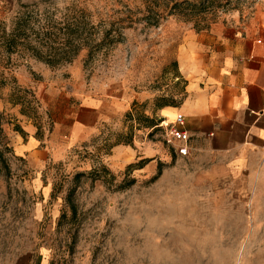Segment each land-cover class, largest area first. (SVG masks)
<instances>
[{
	"label": "rangeland",
	"instance_id": "374dc122",
	"mask_svg": "<svg viewBox=\"0 0 264 264\" xmlns=\"http://www.w3.org/2000/svg\"><path fill=\"white\" fill-rule=\"evenodd\" d=\"M160 3L0 0L8 29L24 12L35 31L82 24L73 42L90 48L54 67L0 48V264H264V191L232 199L196 182L165 145L162 110L184 99V35L249 24L264 0L192 21ZM108 30L115 43L96 50ZM89 98L103 106L97 130L71 146L67 127Z\"/></svg>",
	"mask_w": 264,
	"mask_h": 264
},
{
	"label": "crops",
	"instance_id": "0c3cea01",
	"mask_svg": "<svg viewBox=\"0 0 264 264\" xmlns=\"http://www.w3.org/2000/svg\"><path fill=\"white\" fill-rule=\"evenodd\" d=\"M175 62L184 99L162 110L168 123L177 113L185 119L190 153L178 158L188 162L196 182L224 197L263 192L264 11L246 25L188 31ZM102 107L89 98L74 110L77 117L66 133L71 146L94 134Z\"/></svg>",
	"mask_w": 264,
	"mask_h": 264
},
{
	"label": "trees",
	"instance_id": "16d2710c",
	"mask_svg": "<svg viewBox=\"0 0 264 264\" xmlns=\"http://www.w3.org/2000/svg\"><path fill=\"white\" fill-rule=\"evenodd\" d=\"M159 9L162 16L176 17L186 21L194 19H202L208 14L215 15L220 8L227 7L231 0H160ZM159 11V10H158ZM149 15L152 12H148ZM31 14L24 12L21 15L15 16L11 22L9 29L7 25L0 22V48L3 52L10 56L17 51L28 52L31 57L50 67L57 66L64 62H71L77 56L80 50H89L86 45H74V34L78 33L84 27L82 24L66 25L63 28L57 29L51 24L41 27L35 31L31 28ZM156 25V24H155ZM208 30L207 26L197 29L196 32ZM110 37V30L105 31L102 39L94 47L96 50H101L105 46L115 43ZM42 38V39H41ZM120 36L117 41H120ZM90 54V50H89ZM180 104V103H179ZM177 105H164L163 107H177ZM162 107V108H163ZM130 116V114H129ZM131 117V116H130ZM160 123H153L149 128H154ZM159 127V126H158ZM19 134H23L19 127L15 130ZM133 130L130 129L125 146H130L133 142ZM117 143L116 145H118ZM173 154V152L171 151ZM174 155V154H173ZM160 167V166H159ZM160 174V168L157 175ZM133 183L130 182V184ZM128 184V185H130Z\"/></svg>",
	"mask_w": 264,
	"mask_h": 264
},
{
	"label": "built area",
	"instance_id": "2783aa9c",
	"mask_svg": "<svg viewBox=\"0 0 264 264\" xmlns=\"http://www.w3.org/2000/svg\"><path fill=\"white\" fill-rule=\"evenodd\" d=\"M185 119L181 114H177L174 117V121L171 124H166V139L165 145L170 148L173 154L180 158H186L189 156V133L184 129ZM264 163V157L262 159Z\"/></svg>",
	"mask_w": 264,
	"mask_h": 264
}]
</instances>
